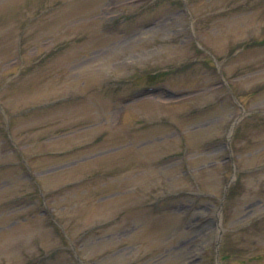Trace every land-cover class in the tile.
<instances>
[{"label": "rangeland", "instance_id": "rangeland-1", "mask_svg": "<svg viewBox=\"0 0 264 264\" xmlns=\"http://www.w3.org/2000/svg\"><path fill=\"white\" fill-rule=\"evenodd\" d=\"M0 264H264V0H0Z\"/></svg>", "mask_w": 264, "mask_h": 264}]
</instances>
